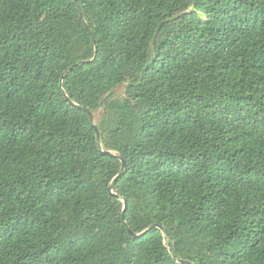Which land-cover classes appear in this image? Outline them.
<instances>
[{
	"label": "trees",
	"instance_id": "1",
	"mask_svg": "<svg viewBox=\"0 0 264 264\" xmlns=\"http://www.w3.org/2000/svg\"><path fill=\"white\" fill-rule=\"evenodd\" d=\"M77 3L0 0V264H264V0Z\"/></svg>",
	"mask_w": 264,
	"mask_h": 264
},
{
	"label": "water",
	"instance_id": "2",
	"mask_svg": "<svg viewBox=\"0 0 264 264\" xmlns=\"http://www.w3.org/2000/svg\"><path fill=\"white\" fill-rule=\"evenodd\" d=\"M75 3L79 7V5L77 3V0H75ZM79 13H80L81 19L84 20V17H83V14H82L81 10H79ZM89 33L92 36V33L90 31H89ZM94 42H95V40H94ZM85 111L89 114V116L91 117V121L94 123L95 122V115H94V113L90 112L89 110H85ZM97 140H98L99 143L101 142V136H100V133L98 131H97ZM105 154H110L111 155L110 152H107ZM123 167H125V163H124ZM116 181H117V178L115 179L113 185H111V187H110L111 194H114L113 193V188H114V184L116 183ZM126 208H127V203L125 202V209ZM155 229H160L161 231H164V229L161 226H159V225H153L147 231L143 232L140 235L134 234L130 229H129V232H130V235H131L132 238H138V237H141L142 235L146 234L148 231L155 230Z\"/></svg>",
	"mask_w": 264,
	"mask_h": 264
},
{
	"label": "rangeland",
	"instance_id": "3",
	"mask_svg": "<svg viewBox=\"0 0 264 264\" xmlns=\"http://www.w3.org/2000/svg\"><path fill=\"white\" fill-rule=\"evenodd\" d=\"M97 118L100 119V113L98 114V117Z\"/></svg>",
	"mask_w": 264,
	"mask_h": 264
}]
</instances>
